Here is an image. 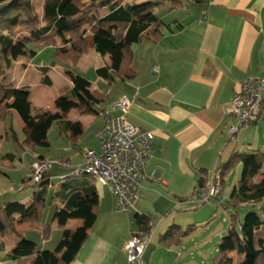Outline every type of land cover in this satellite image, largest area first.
I'll use <instances>...</instances> for the list:
<instances>
[{
  "label": "crops",
  "instance_id": "crops-1",
  "mask_svg": "<svg viewBox=\"0 0 264 264\" xmlns=\"http://www.w3.org/2000/svg\"><path fill=\"white\" fill-rule=\"evenodd\" d=\"M149 1L153 0H123L122 4L133 6ZM44 2L40 10L36 9L39 16H43ZM161 2L154 11L160 19L159 37L153 35L154 28L150 26L141 40L132 45L135 77L120 79L115 74V59L111 55L101 56L91 49L81 57L77 65L79 73H75L90 82L91 92L104 96L103 103L96 107L97 114L81 115L79 100L60 98H72L75 85L68 74L71 70H61L55 66L48 73L49 76L55 72L60 79L68 82L64 88L68 90H60L55 95L53 111L39 110L55 116L53 125L59 128L58 135L65 144L63 151L68 154L66 160L71 164H80L86 150H99L96 133L103 124L104 116H121L122 112L115 109L114 104L124 97L131 102L129 111L124 114L127 121L154 134L153 157L147 167L148 177L139 189L134 211L120 213L112 188L107 186L109 193L102 194L96 187L99 195L97 220L88 229L87 240L71 264H128L125 247L139 231L135 214L149 215L154 223L152 212L158 208L156 204L159 201L166 208L190 206L188 199L194 193L202 172H207L211 177L217 166L227 161L237 149L235 146L242 134L240 132L234 136L236 139L230 135L229 128L235 124V118L227 113L233 97L248 78L264 74V0H204L201 4L184 0L183 7L174 10H171L169 2ZM139 23H145V19H140ZM82 34L90 36L88 25L83 27ZM50 41L55 42L57 47H66L72 42V35L51 34L44 39V42ZM50 49L55 50V47L46 46L43 51ZM38 58L37 52L32 58L19 57L9 69V72L18 66L22 69L18 76L21 78L20 84L15 87H28L31 97L33 91L30 77L34 70L38 71L42 67L36 62ZM102 68H108V74L113 76L111 82L98 73ZM49 77L53 82L51 87H54L55 81L52 76ZM42 78L39 81L41 85ZM11 112L13 116L0 125L3 136L0 142L9 138L11 133L15 134L14 123L13 126L11 123L16 120L23 128L25 142L29 147H50V143L40 145L33 141L30 138L31 130L16 111ZM260 115V120L245 130V135L264 121V107ZM59 121H69L71 124L61 128ZM40 156L42 160L46 159L44 155L33 154L34 160L27 166L28 171ZM65 173L61 169L50 171L49 194L52 199L60 188L59 181L54 178ZM19 189L11 186L2 192L0 203L18 201L26 207L30 206L34 193L19 194L25 190ZM48 206L54 209L50 214V225H42L43 214L41 221L20 223L17 230L25 238L34 241L41 250L53 251L62 238L63 230L58 228L54 216L63 207V202L49 198ZM185 209L189 211L193 207ZM49 226L51 232H44ZM84 227L82 219H73L67 224V229L73 231ZM157 232L153 230L145 252L148 263H151L148 253ZM36 233H39L40 241L30 237ZM175 235L178 234L175 232ZM162 236L157 240L159 245L165 242ZM18 242V238L8 232L0 233V264H30V258L19 261L11 259L10 254Z\"/></svg>",
  "mask_w": 264,
  "mask_h": 264
},
{
  "label": "trees",
  "instance_id": "trees-1",
  "mask_svg": "<svg viewBox=\"0 0 264 264\" xmlns=\"http://www.w3.org/2000/svg\"><path fill=\"white\" fill-rule=\"evenodd\" d=\"M161 1L169 2L171 10H174L183 7L184 0H153L133 6H124L123 0H45L42 17L37 13L34 0H0V57L4 61L2 64L0 59V125L13 116L11 110H14L31 130L30 138L33 141L40 145L49 143L48 132L56 121L55 116L50 112H35L30 101V91L5 86L3 80L6 77L5 70L11 69L14 61L23 56L34 57L36 52L31 46L44 42L51 34L72 35V42L66 47H57L53 41L42 44L43 47H55L56 54L61 59L77 65L84 54L94 49L101 56L111 55L115 59V74L120 79L135 77L132 45L141 40L150 26L154 28L153 35L159 37L160 19L154 11L161 5ZM186 1L196 4L204 2ZM140 19H145V23L140 24ZM87 25L90 27V36L82 34L83 27ZM21 31H27L29 35L18 36ZM74 34L77 35L73 36ZM39 71L43 77V85L51 87L53 82L48 76L50 68L41 67ZM108 72V68L98 70L99 74L111 82L113 76ZM68 74L75 85L73 95L72 98H60L79 100L81 115L97 114L96 107L103 103L104 96L91 92L90 82L74 71H69ZM58 123L61 128L71 124L69 121ZM2 138L0 131V140ZM42 159L40 156L37 161ZM263 162L264 153L261 150H250L248 153L235 151L227 161L219 165L223 193L228 172L236 165H242L241 177L230 200L233 206H244L249 211L243 221H240L238 213L230 214L227 234L219 244L217 256L209 264H264V179L256 181ZM209 178L207 172H202L198 184L203 186ZM26 181L37 187L32 180L27 178ZM50 182L47 174L39 190L35 188L33 201L28 207L18 201L0 203V233L8 232L19 241L10 254L14 261L30 258V264H71L87 240L88 229L97 220L99 195L95 180L88 176L60 179V188L53 199L49 194ZM26 187L27 185L23 189ZM49 198H57L63 202V207L54 216L58 228L63 230L62 238L53 251L41 250L34 241L25 238L17 230L20 223L41 221ZM223 205L221 202L219 206ZM134 218L139 228L137 233L148 235L153 218L139 213ZM73 219L84 220L85 227L77 231L67 229L68 222ZM194 229L195 226H190L182 230L173 225L162 236V240L181 241ZM51 230L49 226L44 232L50 233Z\"/></svg>",
  "mask_w": 264,
  "mask_h": 264
},
{
  "label": "rangeland",
  "instance_id": "rangeland-1",
  "mask_svg": "<svg viewBox=\"0 0 264 264\" xmlns=\"http://www.w3.org/2000/svg\"><path fill=\"white\" fill-rule=\"evenodd\" d=\"M36 9L40 10L43 5V0H34ZM40 12V11H39ZM42 17V15H40ZM29 35L27 31L18 32V36ZM33 50L38 53V64H41L42 67H47L53 69H67L74 72H78L79 69L77 65L72 64L71 62L61 59L56 54L55 50H47L44 46H40L42 43H34ZM2 64L4 61L0 57ZM80 62V61H79ZM56 69V70H57ZM55 70V69H54ZM39 71V70H38ZM37 70L33 71L31 78V85L33 96H30V101L33 105L35 112H40L39 109H49L52 110L55 106V95L58 94L60 90L67 91L64 89L68 82L60 79V76L56 75L55 72L49 74L52 76L55 81L54 87H46L39 83L42 74ZM60 71V70H59ZM6 78L3 80L5 86H16L20 84L21 78L18 77L22 73L20 67H16L9 70H5ZM79 73V72H78ZM42 83V80H41ZM43 84V83H42ZM28 88V87H27ZM22 88V89H27ZM31 93V92H30ZM53 111V110H52ZM20 120V119H18ZM15 126V134L11 133L9 138L0 142V195L2 192L9 190L11 186H14L15 189L27 187L23 192H18L19 194L25 193L24 195L33 194L35 188L30 183H27V176L30 173L28 171L29 164L34 160V155H44L47 160H61L67 159L68 154L63 151V140L59 137V128L57 125H53L49 134L48 141L50 143L49 148H38L34 146H28L25 142L26 135L23 131L21 125L18 124V121H13L11 125ZM20 124L22 122L20 121ZM246 131H241L242 136L240 135L238 145L235 146L237 149L235 151H240L243 153H248L250 150L258 149L264 153V121L261 122L258 126L253 128V131L248 132V135H245ZM247 136V138H245ZM90 138L93 139L91 136ZM236 139V137H234ZM18 140V142H17ZM97 141V140H96ZM99 142V141H97ZM96 142V143H97ZM236 142V141H234ZM100 145V143H99ZM3 147V148H2ZM36 158V157H35ZM23 159V161L21 160ZM224 160V159H223ZM67 161V160H66ZM75 161V160H74ZM77 163V162H73ZM223 164V162H222ZM26 165V166H25ZM28 166V167H27ZM61 169L63 170L64 175L69 176L73 171L74 167L64 168V167H54V170ZM243 171L242 165H236L233 167L225 177L224 185V195L219 200L211 201L203 206L191 205L193 210L187 211L185 207L190 206H181L169 207L162 202H158L157 209L155 212H152V215L155 218L154 222V232H157L155 240L151 244L148 257H151V263L148 264H209L218 254V247L223 238L227 234V229L230 224V214L238 213L240 221H243L244 217L248 213L249 209L244 206H233L230 200V195L234 187L238 184V181L241 177ZM264 179V162L262 165V170L258 174L256 181ZM54 180L59 181V176L55 177ZM56 181V182H57ZM13 182V183H12ZM58 183V182H57ZM97 188H99L102 194H108V188L106 185L94 183ZM19 189V190H20ZM52 190V189H51ZM13 193V192H12ZM3 198H0L2 202ZM218 201L224 203V206H216ZM176 202V201H175ZM264 205V203L262 204ZM228 207V209L225 208ZM137 209V208H136ZM185 209V210H184ZM54 209L51 206H48L47 211L44 213V223L42 225H50L52 221L51 212L53 213ZM143 214V213H142ZM176 225L182 227V230L187 229L190 226H195L194 231L181 241H168L157 243L159 237L164 235L168 228ZM153 232V231H152ZM32 239H38L40 241L39 233H36L35 236H30Z\"/></svg>",
  "mask_w": 264,
  "mask_h": 264
},
{
  "label": "built area",
  "instance_id": "built-area-1",
  "mask_svg": "<svg viewBox=\"0 0 264 264\" xmlns=\"http://www.w3.org/2000/svg\"><path fill=\"white\" fill-rule=\"evenodd\" d=\"M130 106L131 102L127 97L114 104V108L119 109L122 115L104 116L103 124L96 133L100 143L99 150H86L80 164L73 165L68 161L54 159L39 160L32 165L27 178L39 190L41 182L54 167L73 166L71 175L59 176V179L88 176L98 184L112 188L120 213L134 211L139 189L148 177L147 167L153 157L154 134L127 121L124 114L129 111ZM263 107L264 74L248 78L233 97L227 109V113L235 118V124L229 128L230 135L237 136L242 130L257 123ZM218 167L203 186L198 184L195 187L188 199L189 204L200 207L222 198L221 171ZM220 203L218 201L217 206ZM153 228L154 223L148 235L135 233L128 241L125 247L128 264H148L145 252L150 244Z\"/></svg>",
  "mask_w": 264,
  "mask_h": 264
}]
</instances>
